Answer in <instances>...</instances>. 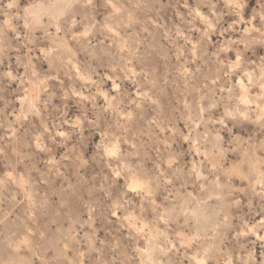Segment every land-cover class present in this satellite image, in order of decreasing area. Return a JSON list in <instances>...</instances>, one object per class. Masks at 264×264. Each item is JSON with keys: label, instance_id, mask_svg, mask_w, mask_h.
I'll use <instances>...</instances> for the list:
<instances>
[{"label": "clouds", "instance_id": "9594fccd", "mask_svg": "<svg viewBox=\"0 0 264 264\" xmlns=\"http://www.w3.org/2000/svg\"><path fill=\"white\" fill-rule=\"evenodd\" d=\"M0 162L62 181L96 264H264V0H0ZM39 212L0 264H81Z\"/></svg>", "mask_w": 264, "mask_h": 264}, {"label": "rangeland", "instance_id": "374dc122", "mask_svg": "<svg viewBox=\"0 0 264 264\" xmlns=\"http://www.w3.org/2000/svg\"><path fill=\"white\" fill-rule=\"evenodd\" d=\"M167 15H171L175 19L171 9L168 10ZM34 166L40 169L41 175L47 174L44 164L39 158L34 161ZM5 171L6 164L0 162V221H3V224H0V230L8 231L20 226V222L30 212L32 203L38 202L40 212L32 213V215L35 220V227L47 234V239L38 241L42 252L48 257H52V253L55 252L56 256L52 257L55 260L65 253L71 259L73 254L78 251L81 257V264H96L93 247H89L85 251L83 242L79 239V236L71 235L73 227H70L69 223L66 222L71 219L72 225L75 226V220L80 217L81 210L78 199L71 197L72 203L67 211L57 215L58 206L51 196L53 193L63 195L60 188L62 181L59 178H54L46 184L37 183L30 186L29 178L25 177L23 172H20L19 177H17L16 173L9 172L8 178L4 179ZM61 171L63 172L64 169H61ZM65 175L67 176V173ZM9 180H14L15 183H9ZM13 194H16V200L11 199ZM30 226H32L31 222ZM93 227L97 229V235L100 238H104V230L100 229L99 224H94ZM80 235H84V233H80ZM66 237L68 239H65ZM61 240L65 241L63 252L60 248ZM88 240L90 245H95L93 237L89 236ZM258 253L259 249H257V255Z\"/></svg>", "mask_w": 264, "mask_h": 264}]
</instances>
